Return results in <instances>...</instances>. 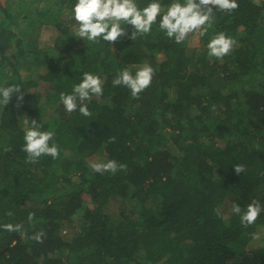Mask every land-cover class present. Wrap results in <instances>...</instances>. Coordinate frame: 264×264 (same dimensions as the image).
I'll use <instances>...</instances> for the list:
<instances>
[{
  "label": "trees",
  "instance_id": "16d2710c",
  "mask_svg": "<svg viewBox=\"0 0 264 264\" xmlns=\"http://www.w3.org/2000/svg\"><path fill=\"white\" fill-rule=\"evenodd\" d=\"M17 1L0 0V87L24 92L19 107L17 94L0 103V264H264V212L244 227L230 211L253 199L264 206V0L214 10L207 33L180 44L159 29L160 16L134 41L92 43L75 36L76 0ZM159 2L162 15L173 0ZM221 32L236 44L209 57ZM144 64L154 76L138 98L112 86L120 70L135 75ZM85 72L104 81L103 95L88 103L91 116L67 114L59 94ZM31 119L55 132L58 158L25 162ZM108 160L127 170L89 167ZM111 201L121 204L117 220ZM8 223L23 229L8 232ZM41 230L43 243L31 239Z\"/></svg>",
  "mask_w": 264,
  "mask_h": 264
},
{
  "label": "clouds",
  "instance_id": "9594fccd",
  "mask_svg": "<svg viewBox=\"0 0 264 264\" xmlns=\"http://www.w3.org/2000/svg\"><path fill=\"white\" fill-rule=\"evenodd\" d=\"M238 8L236 0H184L181 4L179 0L167 7L166 12L161 15L162 6L159 0H152L146 7H138L135 0H76L73 7V18L78 24L75 36L92 43L104 42L117 43L121 38L136 40L138 35L148 34L152 30L153 24L160 16L159 29L165 32L170 39L174 38L175 43L180 44L185 41L189 33L198 29L200 36L207 33L206 24H210L214 10L232 12ZM123 25H131V35L125 30ZM236 41L226 36L223 32L218 33L207 45L209 57L223 59L235 46ZM154 69L148 64L140 67L135 75L130 68L120 70L112 81V86H125L131 91L133 98H138L139 94L146 90L152 82ZM104 81L100 76L85 72L80 83L72 86L71 94L61 92L59 99L62 102L67 114H71L78 109L84 117H89L88 103L93 97L99 99L103 95ZM16 95L17 107L23 101L24 92L19 85L13 84L8 87H0V103L7 106L13 96ZM42 125L35 119H31L30 127L24 132V145L22 151L27 154L26 163L35 164L42 156H50L53 159L59 156V147L53 141L54 131H41ZM115 138H110L109 142H114ZM94 173L104 174L110 172L115 174L119 170H127V165L117 163L115 160L107 162H92L89 164ZM236 174L245 171L243 165L234 166ZM230 211L239 216L240 224L248 227L257 220L264 206L260 201L253 199L246 208H241L236 203H232ZM217 216L221 215L219 207L215 209ZM6 215L12 216L11 211ZM35 214L29 213L27 219L29 223L34 221ZM8 232H21L23 224H4L2 226ZM43 230L36 232L31 239L38 243H43L45 237ZM258 234H253V239H258Z\"/></svg>",
  "mask_w": 264,
  "mask_h": 264
},
{
  "label": "rangeland",
  "instance_id": "374dc122",
  "mask_svg": "<svg viewBox=\"0 0 264 264\" xmlns=\"http://www.w3.org/2000/svg\"><path fill=\"white\" fill-rule=\"evenodd\" d=\"M6 2L9 4H12L13 2H19L17 0H6ZM29 2V4L31 5L32 8H35V7H38V6H43L44 3L41 1V0H37V1H32V0H29L27 1ZM42 39L44 41H47V39L49 38V33L45 32L43 35H42ZM195 45H198V43L195 41L194 43ZM120 202H116V201H111L109 203V205L107 206V214L110 215V217L113 219V220H117L119 218V211H120ZM66 234H68V231H66Z\"/></svg>",
  "mask_w": 264,
  "mask_h": 264
}]
</instances>
